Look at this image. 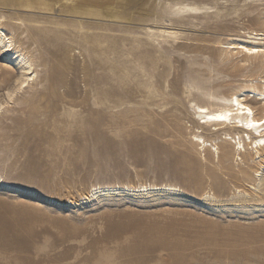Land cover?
Instances as JSON below:
<instances>
[{
	"label": "rangeland",
	"instance_id": "1",
	"mask_svg": "<svg viewBox=\"0 0 264 264\" xmlns=\"http://www.w3.org/2000/svg\"><path fill=\"white\" fill-rule=\"evenodd\" d=\"M0 28L35 70L0 51V264H264V164L238 189L194 137L198 106L260 98L264 54L225 45L264 0H0Z\"/></svg>",
	"mask_w": 264,
	"mask_h": 264
},
{
	"label": "bare ground",
	"instance_id": "2",
	"mask_svg": "<svg viewBox=\"0 0 264 264\" xmlns=\"http://www.w3.org/2000/svg\"><path fill=\"white\" fill-rule=\"evenodd\" d=\"M225 46L226 48H237L249 58H253L255 56L261 55V53L264 54V33L258 31H249V33H247L243 38H237L233 40L231 44H227ZM0 51L3 55H8L14 65L22 69V72L24 73L23 76H26L22 81V86H28L29 81L34 80V63H32V61L26 57L23 51L16 46L13 38L9 37L7 33H5L1 28ZM263 88L264 83L262 85L252 84L251 86L242 89L245 92L250 90L251 93H258L260 98L256 97L255 95L253 97H245L243 94L233 93L230 97H225L223 105H217V107H214L211 104H205L198 106L197 108V113L202 119V121H197V124L199 125L198 127L205 128L207 130H209V127H212V132L210 133L211 135H208V133L204 134V132H201V134H195L194 137L196 138L197 143L195 140L193 141L202 148H213V143H210L206 137L212 136L213 140H217L218 138H221L222 135H224L225 137L222 140V144L229 145L232 148H229V151L226 153H222L219 150L220 148L216 147V155L221 163H223L225 158H228L230 159L229 161H231L235 154L242 156V162L247 163L248 166L242 167L240 172H234V174H231V176L238 189L243 188L249 193L254 192H251V189L254 190L252 186L254 183L251 181L253 179L252 176L248 174L249 171L254 169V167L262 166L264 164V114L261 116L259 112L261 108L264 110V102L262 107L258 106L260 101L264 100ZM249 109L251 110L250 114L248 111ZM233 132H235L238 136L237 139L234 136L232 137ZM240 133H242V136ZM245 136L250 137L249 142L245 140ZM229 140L235 142V147L229 143ZM250 147L251 149H248ZM231 163L230 166L232 165ZM247 182H250L248 186ZM148 187V185H142L134 189L129 187H124L122 189L127 192L133 190L138 191L139 193H145L149 191ZM0 188L5 190L13 189L9 184H1ZM101 188V190L97 191L98 189L95 187V191H97L96 193L101 192L104 194H111L114 192L112 189L115 190V187ZM152 188L159 189L161 187L154 186ZM255 193H257V191H255ZM261 194L263 193L261 192ZM254 195L257 197L258 194Z\"/></svg>",
	"mask_w": 264,
	"mask_h": 264
},
{
	"label": "snow or ice",
	"instance_id": "3",
	"mask_svg": "<svg viewBox=\"0 0 264 264\" xmlns=\"http://www.w3.org/2000/svg\"><path fill=\"white\" fill-rule=\"evenodd\" d=\"M248 111H249V114H250L251 110L249 109Z\"/></svg>",
	"mask_w": 264,
	"mask_h": 264
}]
</instances>
